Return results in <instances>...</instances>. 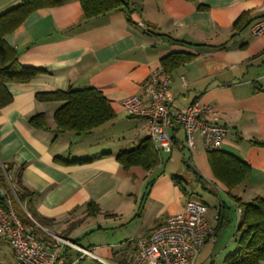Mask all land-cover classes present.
<instances>
[{
	"label": "crops",
	"instance_id": "1",
	"mask_svg": "<svg viewBox=\"0 0 264 264\" xmlns=\"http://www.w3.org/2000/svg\"><path fill=\"white\" fill-rule=\"evenodd\" d=\"M23 1L0 0V15ZM128 2L134 10L131 14L118 10L88 20L79 0H63L59 6L35 10L6 36L20 64L41 71L29 83L7 85L13 101L0 109V162L11 165L14 172L24 166L22 182L36 194L34 209L40 218L50 220L42 231L57 235L68 232L63 237L81 247L77 238L91 228L92 219L126 215L134 223L144 221L147 215V231L139 236L130 233L131 258L134 241L150 235L189 201L169 173L175 156L183 164L188 162L203 179L196 184L192 180L190 191L195 193L193 190L201 187L217 196L214 223L207 220L211 225H216L222 200L229 202V191L216 179L199 135L195 150L190 151L183 130H177V143L170 152H160L162 164L154 171L140 167L124 170L116 160L119 151L149 138L148 119L131 116L124 100L138 95L146 102V82L152 71L162 66V59L171 54L191 56L169 74L171 109L183 110L198 99L208 100L217 110L220 123L229 129L220 150L251 167L250 178L233 194L244 201L264 198V148L253 143L264 140V34L253 36L250 32L251 26L264 17V0ZM245 13L250 14L251 24L234 35L233 25ZM90 88L102 92L115 119L89 135L57 134L54 114L61 103L40 102L37 94ZM37 114H45L48 130L29 125ZM105 153L112 155L100 157ZM56 158L94 160L64 164ZM139 174L155 178L146 196L142 191L139 196L134 194L132 177ZM90 202L100 207L95 217L88 214ZM240 212L236 210L237 218ZM93 250L107 264L117 260L111 246H95ZM122 260L119 258V264ZM0 264H16L10 243L2 238ZM78 264L102 263L88 258Z\"/></svg>",
	"mask_w": 264,
	"mask_h": 264
},
{
	"label": "trees",
	"instance_id": "2",
	"mask_svg": "<svg viewBox=\"0 0 264 264\" xmlns=\"http://www.w3.org/2000/svg\"><path fill=\"white\" fill-rule=\"evenodd\" d=\"M79 1L88 20L103 17L118 10H124L128 14L134 12L128 0ZM187 1L197 2V0ZM62 3L63 0H24L21 5L0 15V109L8 106L13 101V97L7 89L8 84L29 83L41 71L36 68L22 66L19 62L16 49L7 44L6 36L20 26L35 10L59 6ZM198 8L205 9L206 7L199 6ZM249 16V13H245L234 23V35L242 33L250 26L251 21ZM190 59V55L178 53L163 58L161 63L166 73L170 74ZM36 98L40 102L61 103L54 114L57 134L72 132L76 135H89L95 129L111 122L116 117L110 102L101 91L93 88L84 90L69 89L66 91L37 94ZM29 125L35 129H49L45 114H37L31 117ZM180 129L179 125L173 129V145L177 143L175 135L177 130ZM253 143L256 146L264 148V140L253 141ZM208 154L209 163L216 179L225 185L229 191L227 194L229 202L222 200L220 207L217 209L215 225L217 234L232 223L233 215L237 209L241 211L240 222L235 232L237 248L225 258L224 264H264V198L256 197L251 201H244L241 197L233 194L235 189L248 181L251 175V167L237 156L221 150L208 152ZM105 155H112V153L101 154L100 157ZM115 157L124 170L140 167L144 171L150 172L162 164L160 152L150 138L142 141L132 149L119 151ZM93 160L94 158L63 161L56 158V161L64 164H83ZM184 165L188 171L194 173L195 182H203V179L199 175L196 176L195 169L188 162H184ZM23 168L24 166H21L17 172H14L11 165L0 162V188H3L10 194L8 180L10 181L15 192V198L18 199L17 201L14 196L9 195L16 214L26 227L29 228L31 233L41 235L44 240H49V236L42 231L41 227H46V224L50 220L40 218L37 215L33 206V199L36 197V194L23 185ZM172 179L184 196L191 200L195 193L182 185L183 177L173 175ZM154 181L155 178L151 181L150 186ZM202 203L207 207L205 202L202 201ZM0 205L4 208H7L8 205L6 197L1 193ZM23 209L31 215L30 218ZM87 210L91 217H95L100 213L99 205L94 202L88 203ZM120 264H129V262L124 259Z\"/></svg>",
	"mask_w": 264,
	"mask_h": 264
},
{
	"label": "built area",
	"instance_id": "3",
	"mask_svg": "<svg viewBox=\"0 0 264 264\" xmlns=\"http://www.w3.org/2000/svg\"><path fill=\"white\" fill-rule=\"evenodd\" d=\"M250 32L253 36L264 34V17L251 26ZM170 85L169 74L160 66L152 71L144 86L146 102L133 95L124 100L123 106L131 116L148 119V136L159 152L173 149L171 131L178 125L185 134L188 150H195L199 135L207 152L219 151L229 129L220 123L217 110L203 98L183 110H172ZM0 193L8 204L7 208L0 205V238L10 243L16 264H78L88 258L107 264L93 249L72 240L49 232L46 234L50 239L44 240L31 233L13 209L9 194L3 188ZM207 212L202 202L189 200L150 235L134 241L129 264H197L205 247L217 243L216 228L207 221ZM240 218L241 212L237 226Z\"/></svg>",
	"mask_w": 264,
	"mask_h": 264
},
{
	"label": "rangeland",
	"instance_id": "4",
	"mask_svg": "<svg viewBox=\"0 0 264 264\" xmlns=\"http://www.w3.org/2000/svg\"><path fill=\"white\" fill-rule=\"evenodd\" d=\"M169 170L171 176L178 175L183 177L182 185L188 190H191V185L198 183L195 182L196 178L194 173L192 171H188L186 166L177 156H175V163L172 164ZM140 174L137 176V178L132 177V180L134 181L132 182V186L133 189H136L134 194L139 196L142 191L141 194L146 196L149 192L150 183L153 179L149 177L144 178L145 175L142 177ZM192 180H194L193 184L191 182ZM8 183L10 185L9 189L11 191V193H9L15 198L13 186L9 180ZM193 191L195 192V195L192 197V200L204 201L206 204L210 205L211 208L208 210L207 220L210 223H214L215 208L213 207V203L218 201L217 196L213 195L214 193L212 194L203 190L201 187H197ZM23 210L25 211V209ZM139 211L140 210H137L136 214L139 213ZM27 216L30 218L28 214ZM149 222L150 219L148 220L147 215L144 217V221L137 219V221L134 223L133 220L131 221L126 215L118 216L116 219L110 220L102 215L97 219L91 220V228L87 230V233L79 235L77 241L83 247L88 249H93L95 246L113 247V250L117 256V260H110L109 262L110 264H119V258H124L127 261L130 259L131 252L128 250L130 245V233L136 232L134 234H138L139 236V233L146 232L148 228L144 227L148 225ZM143 223L144 225L142 226L141 224ZM236 227L237 213H234L232 223L226 229L219 232L220 235L216 244H209L205 247L198 258L197 264H224L225 258L237 248V237L235 236ZM68 234V232H64L61 235H55L63 237L67 236ZM37 236L41 237V235ZM71 237H75V235Z\"/></svg>",
	"mask_w": 264,
	"mask_h": 264
}]
</instances>
